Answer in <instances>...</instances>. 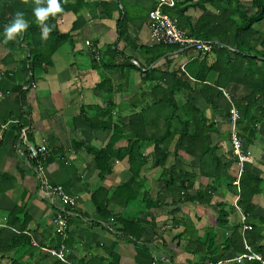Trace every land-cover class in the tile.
<instances>
[{
    "label": "crops",
    "instance_id": "0c3cea01",
    "mask_svg": "<svg viewBox=\"0 0 264 264\" xmlns=\"http://www.w3.org/2000/svg\"><path fill=\"white\" fill-rule=\"evenodd\" d=\"M82 1L89 4L92 1L114 0ZM155 2L118 0V9L125 10L132 20L128 23V43L119 40L116 29V21L120 19L118 11L113 10L111 18H107L101 7L91 11L81 10L82 27L73 33L71 43L66 42L51 56L52 64L45 71H28L26 59L30 52L27 46L21 43L7 47L1 41L5 29L0 28V121L10 122L0 142V228L6 227L8 220L16 221V227L22 226V222L25 225L23 233L29 237L30 245L15 255L21 262L54 264L56 260L47 255V250L57 248L60 242L54 233L53 208L39 193L28 163L16 152L21 133H24L27 142L48 147L44 179L49 185L62 186L76 200L63 242L66 248L64 262L67 264L196 263L202 259V255H193L186 250L188 239H203L210 232L216 235L215 245L220 246L221 241L237 227L238 232L243 234L240 223V213L243 212L236 208L239 190L234 188V184L230 185L224 176L227 174L232 179L237 173L229 141L230 127L226 119L212 113L200 96L194 95V105L208 122L214 124L209 132V161L216 159L220 168L212 163L201 175L198 160L184 151H179L177 156L169 154L164 165L159 166L157 164L163 158V153L156 151L153 144L143 143L140 153L146 163L137 176L129 172L128 158L125 157L114 160L109 174L99 178L94 155L85 149L87 146L96 150L104 148L110 135L108 131L93 132L80 114L81 107L92 115L94 111L91 107L104 109L107 106L108 94L94 88L100 80L109 77L118 88L110 99L114 103V121L119 118L125 120L144 104L141 94L147 84L141 82L138 71L131 69L128 83L124 85L116 72L105 69L107 58L103 57H106L107 47L111 46L113 50L123 53L117 59L126 57L138 69L144 67L146 56L135 51L130 42L135 38L139 45H155L151 42L147 16ZM140 8L142 13L139 12ZM200 15L197 7H190L186 12V16L192 20ZM75 19L76 16L68 12L55 24L60 32H69ZM18 36L20 42L24 33L18 34L10 42L16 41ZM86 43H96L95 49L99 55L97 67L92 64L90 46ZM180 53L182 51L178 50L165 56L172 57L174 64L182 65L187 57ZM186 95L187 92L182 91L177 96L179 105L184 104ZM261 103L264 106V101ZM174 128L178 129L179 124L174 123ZM146 131L147 135L153 133L152 122L146 123ZM126 146L127 140L122 139L115 145V152ZM244 149L250 154L244 162V170L261 179L259 194L252 200L253 212L248 215L247 223L260 229L263 237L260 246L264 254V124L257 127L254 141L245 143ZM169 168L192 175L189 195L193 197L208 189L211 191V202L176 205L178 186L167 190L163 181V170ZM214 176H220L219 180H214ZM123 185L128 187L120 191ZM134 192L137 198L123 205L124 200ZM95 202L105 206L108 216L102 217L97 212ZM221 211L228 213L225 218L227 226L217 223L223 221ZM11 212L17 220L10 216ZM115 219L139 223V228L143 230L140 239L133 240L123 235L122 225L116 223ZM237 255L240 254L233 253L231 258ZM15 256L5 255L3 259L0 258V264H10L9 259Z\"/></svg>",
    "mask_w": 264,
    "mask_h": 264
},
{
    "label": "trees",
    "instance_id": "16d2710c",
    "mask_svg": "<svg viewBox=\"0 0 264 264\" xmlns=\"http://www.w3.org/2000/svg\"><path fill=\"white\" fill-rule=\"evenodd\" d=\"M59 3L62 11L55 16H50L46 21L51 32L45 38L42 26L36 22L34 16V9L37 6L35 0H0L1 29H5L12 22L16 12H22L29 24L27 30L23 32L22 41H18V36L16 41L5 42V34L1 40L7 47L21 43L27 46L30 52L26 59L28 71L33 72L35 69L45 71L51 66V56L58 48L66 42L73 41V33L83 25L81 10L91 11L101 7L107 18H111L113 10L118 11L120 19L116 21V29L119 40L129 42L127 30L128 23L132 20L129 19L125 10L118 9V0L92 1L89 4L82 0L74 2L59 0ZM42 6L47 7V4ZM155 7L156 2L151 10ZM190 7H197L201 11V15L195 20L186 16ZM250 8L254 9V12L250 13ZM163 11L177 18L179 28L186 31L187 37L195 41H214L218 45H214L211 53L206 55H201L193 49L185 50L180 54L186 56L187 61L182 65H176L172 57L165 55L178 51L180 49L178 46L155 44L146 47L137 44L134 38L133 42H130L131 47L134 46L135 51L146 56L147 63L141 69L131 64L128 61L130 59L127 60L126 57L122 60L117 59L118 56H123V53L113 50L111 46L107 47L106 57H103L107 58L104 64L105 69L116 72L123 79L124 85L128 83L130 70L138 71L141 82L147 84V88L141 94L144 104L140 106V110L130 114L125 120L120 118V120H113L114 103L110 99L118 88L114 86L109 77H104L94 87L95 90L108 94L107 106L104 109L98 106L91 107L94 111L92 115L81 107L80 114L93 132L108 131L110 134L104 148L96 150L92 147H85L86 151L94 155L99 178L109 174L111 163L114 160H121L125 157L128 158L129 172L137 176L140 168L146 163V159L140 153L143 143L153 144L156 151L163 153V158L157 164L159 166L164 165L169 154L177 156L179 151H184L198 160L201 175L212 163L214 167L220 168L216 159L209 161L211 154L209 132L214 124L208 122L194 105V95L200 96L210 107L212 113L222 119L228 120L229 111L234 107L239 114L237 128L244 145L254 141L257 127L264 124V106L261 103L264 101V0H249L247 5L243 0H175L172 8L165 7ZM68 12H72L76 19L70 31L63 33L57 29L55 23ZM95 48L96 43H93L90 48L91 61L93 66L97 67L99 63L93 58L94 53L92 52ZM210 57L211 62H209ZM160 61L163 63H159ZM143 69L146 70L143 71ZM213 78L215 79L211 80ZM182 91L187 92L186 101L179 105L177 96ZM148 121L154 124V131L150 135H147L146 131ZM174 123L179 124L178 129L174 128ZM122 139L127 140V146L115 152V145ZM173 141L175 142L174 147L170 149ZM234 159L236 163L237 159L235 157ZM191 176L180 173L175 168L163 170L165 188L168 190L178 186L179 199L175 204L196 203L197 201L203 204L210 203L212 196L208 189L196 193L193 197L189 195ZM224 176L232 185L235 176L232 179L227 174ZM219 178L220 176H214V180H219ZM260 184L261 179L254 174L245 170L241 174L238 206L246 215H251L253 212L252 200L259 194ZM127 187L128 185H123L119 190L122 191ZM135 197L137 198L136 192L130 193L123 205L128 204L129 200ZM95 205L102 217H106V214L108 216L104 205L96 202ZM13 215L14 213L11 212L10 216L14 217ZM227 215V212L221 211L220 217L223 221L217 222L220 226H227L228 222L225 221ZM14 218L16 219V216ZM115 221L120 226L122 225L123 235L133 240L140 239L143 230L139 228V223L127 219H115ZM15 223L16 221L8 220L6 227L0 228L1 259L7 254L15 256L18 251L30 245L29 237L23 233L25 228L23 222L19 227H16ZM238 228L234 229L228 238H224L220 246L215 245L216 235L210 232L203 239H188L186 250L193 255H202V259L196 263L186 261L183 264H204L209 261L231 259L233 253L245 252V243L254 253L261 254L264 261L263 248L260 246L263 239L260 229L251 226L249 231L241 234ZM9 260L10 264H29L21 262L16 256ZM54 264L67 263L56 260ZM250 264L261 263L251 262Z\"/></svg>",
    "mask_w": 264,
    "mask_h": 264
},
{
    "label": "built area",
    "instance_id": "2783aa9c",
    "mask_svg": "<svg viewBox=\"0 0 264 264\" xmlns=\"http://www.w3.org/2000/svg\"><path fill=\"white\" fill-rule=\"evenodd\" d=\"M174 4L175 0H156V7L148 12V29L151 42L153 44H162L165 46H178L182 50L193 49L201 55L210 54L214 45H218V43L214 41H195L187 37L186 31L179 28L177 18L171 17L163 11L165 7L172 8ZM86 44L91 48L90 44ZM92 52L94 53L93 58L98 61V52L95 49H93ZM238 119L239 114L237 110L232 107L229 111L227 121L230 127L229 141L231 152L237 159V173L233 182L237 189L239 188L241 174L244 171V162L250 156L249 152L244 149V141L240 137V132L237 128ZM9 124L10 122L4 123L0 121V142L3 133L9 128ZM15 149L19 155L24 157L34 174L38 184L39 193L53 208L52 222L54 225V233L59 238L60 242L57 248H50L47 250V253L51 258L64 262L66 248L63 242L69 228V221L72 215L71 210L76 206V200L74 197L69 196L62 186L49 185L44 179V162L49 152V149L45 144H31L24 140V133H21ZM236 208L240 210L239 206ZM240 214L241 231L244 233L251 229V225L247 223L248 215L244 213ZM244 250L245 252L231 259H224L217 262L209 261L205 264H245L251 262L264 264L262 257L259 254L254 253L250 246L245 245Z\"/></svg>",
    "mask_w": 264,
    "mask_h": 264
},
{
    "label": "clouds",
    "instance_id": "9594fccd",
    "mask_svg": "<svg viewBox=\"0 0 264 264\" xmlns=\"http://www.w3.org/2000/svg\"><path fill=\"white\" fill-rule=\"evenodd\" d=\"M47 4V7L42 5ZM37 5L34 9V16L36 22L42 26L43 36L46 38L51 32V28L46 24V21L50 16H55L62 11L59 0H35ZM29 27L28 22L24 18L22 12H16L12 22L5 27L6 40H13L18 34L24 32Z\"/></svg>",
    "mask_w": 264,
    "mask_h": 264
},
{
    "label": "rangeland",
    "instance_id": "374dc122",
    "mask_svg": "<svg viewBox=\"0 0 264 264\" xmlns=\"http://www.w3.org/2000/svg\"><path fill=\"white\" fill-rule=\"evenodd\" d=\"M243 1L247 5V3H248L249 0H243ZM249 11H250V13H252V12H254V9L250 8ZM139 12L142 13L141 8L139 9Z\"/></svg>",
    "mask_w": 264,
    "mask_h": 264
},
{
    "label": "water",
    "instance_id": "95a60500",
    "mask_svg": "<svg viewBox=\"0 0 264 264\" xmlns=\"http://www.w3.org/2000/svg\"><path fill=\"white\" fill-rule=\"evenodd\" d=\"M179 51H182V52H183V51H185V50L180 49Z\"/></svg>",
    "mask_w": 264,
    "mask_h": 264
}]
</instances>
